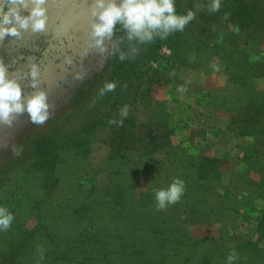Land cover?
I'll return each mask as SVG.
<instances>
[{
    "label": "rangeland",
    "instance_id": "obj_1",
    "mask_svg": "<svg viewBox=\"0 0 264 264\" xmlns=\"http://www.w3.org/2000/svg\"><path fill=\"white\" fill-rule=\"evenodd\" d=\"M93 3L48 0L45 30L0 39L24 95L38 66L52 112L0 123V205L15 216L0 264H228L233 249L232 264H264V0H175L196 13L183 31L137 45L117 25L104 52ZM175 178L182 198L158 209Z\"/></svg>",
    "mask_w": 264,
    "mask_h": 264
},
{
    "label": "clouds",
    "instance_id": "obj_2",
    "mask_svg": "<svg viewBox=\"0 0 264 264\" xmlns=\"http://www.w3.org/2000/svg\"><path fill=\"white\" fill-rule=\"evenodd\" d=\"M209 11L217 12L221 8V0H211ZM27 9V15L22 10ZM91 31L90 46L99 52H104L105 38H111L117 25L126 33L129 41L136 44H147L155 38L166 39L176 31H183L196 13L189 9L186 13L176 11L175 0H94L90 9ZM225 13V18H227ZM48 21V0H3V10L0 11V39L11 35L19 37L22 30L33 33L45 30ZM132 47L130 53L138 51ZM85 52L88 48L84 49ZM119 54L121 61L127 58V53L114 49L113 54ZM71 63V61H68ZM30 75L33 91L23 94L18 79L10 77L6 66L0 62V123L11 126L14 119L27 112L33 124H44L52 114L51 105L45 90L35 87L39 83V70L36 64L31 65ZM116 82H106L100 89V95L114 91ZM128 105L120 110L121 117H127ZM115 122V121H112ZM123 123V120L120 121ZM14 150H16L14 148ZM185 192V181L175 178L167 187L155 192L156 207L164 209L179 201ZM15 219L14 213L7 206L0 205V231L11 227ZM235 249L228 255V264L236 260Z\"/></svg>",
    "mask_w": 264,
    "mask_h": 264
},
{
    "label": "trees",
    "instance_id": "obj_3",
    "mask_svg": "<svg viewBox=\"0 0 264 264\" xmlns=\"http://www.w3.org/2000/svg\"><path fill=\"white\" fill-rule=\"evenodd\" d=\"M119 76H120V73H119ZM90 92H91V94H90V98H88V101H87V105L88 104H93L94 102V99L92 98V96L94 95V94H96V92H94L93 90H90ZM95 105V103L93 104V106ZM101 121H103L104 122V119H101ZM90 127H92V125L91 124H87V125H85L82 129H81V131L80 132H76V133H74L72 136H75V138H77V139H84V137L86 138L87 137V132H86V130L88 129L89 130V128ZM84 134H86L85 136H84ZM80 140H78V142H79ZM50 144H47V142L44 144V145H42L43 147H42V153H40V158H42V156H43V159H42V163H46L47 162V160H49L47 157H49V156H51V154H52V152L48 149V146H49ZM54 154V153H53ZM53 154H52V156H51V158L50 159H52V158H55L56 157V155H54L53 156ZM2 264H4V261H2Z\"/></svg>",
    "mask_w": 264,
    "mask_h": 264
}]
</instances>
